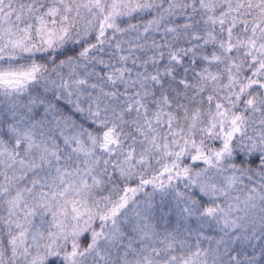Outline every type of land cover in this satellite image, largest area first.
Returning a JSON list of instances; mask_svg holds the SVG:
<instances>
[{"label":"snow or ice","instance_id":"snow-or-ice-1","mask_svg":"<svg viewBox=\"0 0 264 264\" xmlns=\"http://www.w3.org/2000/svg\"><path fill=\"white\" fill-rule=\"evenodd\" d=\"M0 264H264V0H0Z\"/></svg>","mask_w":264,"mask_h":264}]
</instances>
